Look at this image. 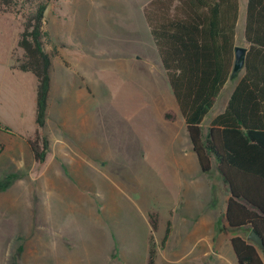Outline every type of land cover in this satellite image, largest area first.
Returning <instances> with one entry per match:
<instances>
[{
    "label": "rangeland",
    "instance_id": "374dc122",
    "mask_svg": "<svg viewBox=\"0 0 264 264\" xmlns=\"http://www.w3.org/2000/svg\"><path fill=\"white\" fill-rule=\"evenodd\" d=\"M149 1L53 0L47 4L43 41L53 66L46 124L39 131L52 144L57 139L59 145L70 146L74 159L81 163V158L86 159L100 170L80 167L84 185L72 178L78 192L89 186L86 195H79L92 200L69 202L66 197L58 202L75 214L62 224L66 232L60 235L67 242L54 234L57 249H53L49 227L38 238V219L26 200L35 189L25 182L30 173L36 175L27 143L36 130V80L11 68L22 57L16 43L37 0H13L8 7L0 0V264H38L39 257V263L45 264L55 258L61 264H145L147 227L140 215L150 214L158 216L155 264H200L186 256L200 233L213 234L210 242L215 250L235 261L228 240L238 235L246 238L250 230L227 226L224 212L229 192L215 161L204 178L198 172L145 23L143 7ZM206 128L205 123L204 133ZM184 158L190 163L185 170L177 164L183 165ZM193 170L192 185H185L183 175L191 176ZM65 172L69 177V170ZM171 172L176 174L179 208L172 233L161 246L167 209L177 192ZM96 193H102L103 200ZM124 195L136 201L140 215ZM71 206L74 211L66 209Z\"/></svg>",
    "mask_w": 264,
    "mask_h": 264
},
{
    "label": "trees",
    "instance_id": "16d2710c",
    "mask_svg": "<svg viewBox=\"0 0 264 264\" xmlns=\"http://www.w3.org/2000/svg\"><path fill=\"white\" fill-rule=\"evenodd\" d=\"M12 1L1 3L8 7ZM52 1L37 0L36 9L24 22L16 43L22 57L11 67L36 79V130L27 143L38 164L45 161L49 147L47 137L39 130L45 125L52 67L51 54L44 49L43 12ZM143 15L199 168L208 173L215 161L227 186V226L253 229L264 245V122L238 115L234 95L205 133L202 127L230 74L239 0H150L143 7ZM244 32H264V0H247ZM148 223L146 264H155L157 216L150 214ZM169 231L170 223L161 246ZM230 244L238 264H264V250H258L244 237H231Z\"/></svg>",
    "mask_w": 264,
    "mask_h": 264
},
{
    "label": "crops",
    "instance_id": "0c3cea01",
    "mask_svg": "<svg viewBox=\"0 0 264 264\" xmlns=\"http://www.w3.org/2000/svg\"><path fill=\"white\" fill-rule=\"evenodd\" d=\"M246 6H247V0H243L242 4L239 0V16H238V20L236 23V31L233 34L232 49L230 50L231 61H232L231 68H230V74H229L228 79L226 80V83L223 85L222 89L220 90L217 97L215 98L213 107L209 111L207 116L205 117L202 127L205 123H206V127H208L210 122L213 119H215L218 115L223 114L229 102L231 101L232 96L234 95H236L237 100L233 102V105L238 106L236 109L238 115H242L243 118L246 120L255 119V120H260L264 122V32H252V33L244 32V29L246 27ZM239 28L241 29V32L238 31ZM147 29L149 31L148 26H147ZM151 43L154 48V54L156 56L157 62L162 68L159 58H158L157 51L154 47L152 38H151ZM236 47H240L245 50L244 63L241 69H239L236 72H233V64H234V59H235V48ZM13 71H18V70H13ZM244 79H245V82H242ZM165 82L168 87L169 93L173 97L171 89L167 81V78ZM176 107H177V110L179 111L177 104H176ZM231 118L235 119V117H231ZM45 124H46V120H45ZM44 128H45V125L43 126L41 130H43ZM45 136L48 139V136L47 135ZM58 141L60 140L55 139L54 143L52 144L51 141L48 139L49 147H48V152H47L45 161L41 164H38L33 159V165L31 167L32 169L36 168V175L33 176L30 173L29 174L30 178L27 179L25 182L30 186L35 185V189L32 188L31 193L26 195L27 197L26 200H27V206L30 208L32 213L36 214L37 219H38V223H37L38 238L39 236L40 238H42L41 231L49 227L48 232H50V237L52 239L51 243H53L51 247L53 249H57V242L55 243L53 241L54 234H57L58 237H60L61 236L60 234L62 232H66V230H63L66 228H64L62 224L64 223L66 219H69V216L71 214H75V212L69 213L68 211H65V208L61 207L58 202L66 201V197H68L69 202L70 201L77 202V201L92 200V198H89L87 196L82 198L79 195V194H83V192H85V194L83 195H86L87 191L89 190L88 189L89 186L87 187L86 185L85 187L86 191L83 189L78 192L76 190V186L73 184L72 178L78 179L79 183H82V185H84L83 183H84L85 177L79 176V175H83L80 167L83 168L86 166L97 173L100 171L98 170V168H93L92 166H89L88 160L86 159L79 158L83 163H81L79 160L74 159L73 155L75 154V152H73L72 148L66 144H64L65 146L63 144L59 145ZM185 156L187 157V155ZM177 164L182 166L183 170H185V167H188V165H190L188 158L183 159V165H181L179 161L177 162ZM67 169L69 170V177H68V174H66L65 172V170ZM197 169L201 177L204 178L206 173H203L200 170L199 165ZM193 172L195 173V170L192 171L191 176L183 175L182 179L185 181L186 183L185 185H192L190 183L193 182V179H192L194 177ZM190 179L192 180L190 181ZM171 182H173L174 189H177L178 193L176 192L173 203H171L167 209V217L168 216L169 217L166 220V228H167V224L170 223V231H169V235L166 241L168 240V238L170 237L172 233L171 226L173 225V216L175 214L176 209L179 208V188L176 186L177 180H176V174H174V172L173 173L171 172ZM52 191L55 193L52 194ZM121 192H123L124 194V190H122ZM96 194L98 195L97 199L103 200L104 196L102 193H96ZM71 195H73L72 200H71ZM128 196L124 195V197L129 202L132 201V205L135 206V208L137 209L140 215L142 213V211L140 210V207H138L135 200L134 201L131 200V196L129 197ZM66 209L73 210V211L75 210L73 206H71L70 209L68 207ZM86 214L91 215V217L93 215V213L91 212H87ZM61 216H64V218L62 219L60 218V220H57ZM140 216H141L140 218L143 219L147 227L146 246H147V259H148L150 225L148 223L147 216L145 215H140ZM41 217H44V218L41 219ZM200 224L201 226H204L205 221L204 220L201 221ZM105 227L106 229H108L107 226ZM157 227H158V223H157ZM166 228H165V231H166ZM165 231H164V235H165ZM212 236L213 234L209 235L206 233H200L199 235H195V240L192 246L191 247L189 246L190 249L186 253V256H190L191 261H197V262H200V264H238L236 257H235L236 262L235 261L232 262L231 259H228L226 256L222 255L219 250L218 251L215 250L213 244L210 242V240L213 239ZM58 237H56V240ZM60 238H61L60 241L64 243H66L68 240L67 238H64L62 236ZM230 238L228 240L229 244H230ZM79 240L80 239L78 238V241ZM51 247L49 248L51 249ZM65 247L70 248L69 245L67 244L65 245ZM82 248L86 249L87 247L82 246ZM110 248L114 249V246H110ZM121 256L123 257L124 255H121ZM55 259L56 260H54V263L51 260V261H48L47 264H61L58 258H55ZM114 261L117 262L115 259ZM39 262H40V257H39ZM39 262L38 264H45L43 262L42 263H39ZM170 262L174 263L175 261L174 262L170 261ZM146 263H147V260H146ZM91 264H94V263H91Z\"/></svg>",
    "mask_w": 264,
    "mask_h": 264
},
{
    "label": "water",
    "instance_id": "95a60500",
    "mask_svg": "<svg viewBox=\"0 0 264 264\" xmlns=\"http://www.w3.org/2000/svg\"><path fill=\"white\" fill-rule=\"evenodd\" d=\"M47 8H48V5L43 12L44 18H46L47 16ZM244 53H245V50L243 48H240V47L235 48V59H234V64H233V72H236L242 68L243 63H244ZM246 240L254 244L258 248V250L260 251L264 250V245H263V241L261 237L253 229H250L246 237Z\"/></svg>",
    "mask_w": 264,
    "mask_h": 264
}]
</instances>
